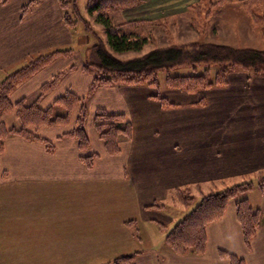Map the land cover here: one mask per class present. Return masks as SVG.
I'll return each instance as SVG.
<instances>
[{"label": "crops", "instance_id": "crops-1", "mask_svg": "<svg viewBox=\"0 0 264 264\" xmlns=\"http://www.w3.org/2000/svg\"><path fill=\"white\" fill-rule=\"evenodd\" d=\"M33 1L0 0V83L33 57L75 48L77 33L65 25L60 1L38 0L24 11ZM197 1L141 0L113 15H121L123 23L152 26L163 19L162 12ZM77 50L19 80L9 97L12 109L0 115L8 131L0 138V264H115L129 256L124 264H231L221 252L245 264H264V224L248 246L238 200L205 228L204 254L179 255L166 244V233L192 209L172 200L178 190L264 171V123L254 90L264 87V77L233 73L225 88L196 95L163 87L169 108L149 85L99 87L89 100L85 152L76 139L64 137L75 128L80 107L66 126L29 127L39 139L10 133L23 128L17 104L35 103L42 86L58 74L63 77L39 102L41 109L59 108L57 100L68 92L86 96L93 75L84 70ZM200 100L205 105L199 106ZM99 110L123 116L132 126L131 136L120 139L118 154H109L100 139ZM90 155L97 157L88 167L81 158ZM248 200L255 207L250 195Z\"/></svg>", "mask_w": 264, "mask_h": 264}, {"label": "trees", "instance_id": "trees-1", "mask_svg": "<svg viewBox=\"0 0 264 264\" xmlns=\"http://www.w3.org/2000/svg\"><path fill=\"white\" fill-rule=\"evenodd\" d=\"M239 1L200 0V3H202V6L215 9L221 3H240ZM36 3L37 1L31 2L24 8V11H28ZM140 3L141 0H87V12L90 15L98 13L97 22L103 26L107 42L105 47L96 48V51L93 50V52L95 51V61L90 65L85 64L88 69L97 70L86 96L81 98L74 93L68 92L57 100L56 107L59 108L54 106L46 110L41 109L38 106L39 102L55 89L63 77V74H58L53 77L51 82L42 86L40 98L35 103L27 105L26 101H21L17 104V114L23 123V128L18 131L12 130L10 133L20 134L31 140L39 139V137L28 130L29 127L33 126L38 129L43 126H66L70 123L74 110L80 107L75 128L65 133L64 137L68 136L76 139L79 142L80 150L85 152L90 147V139L86 129L89 100L99 87L112 84L121 86L149 85L158 93L156 100L161 103L163 108H169L173 105L161 96V85L158 76L162 72L166 75L165 81L169 90H181L189 94L214 88H225L228 85L229 75L236 71H243L250 77L264 76V50L236 49L224 45L196 43L191 48L170 46L154 49L146 55L131 61L124 62L119 60L116 55L142 52L149 44V39L143 37L144 35L141 33L119 32L125 27V24H131L114 25L109 12L111 9L123 10L137 6ZM198 5L193 7V10L203 9V7H198ZM243 5L250 10L251 16L256 18V9L264 7V0H245ZM61 6L63 7L62 3ZM65 19L70 24L69 19L67 17ZM67 54V51H52L33 57L26 66L15 71L1 83L0 115L8 113L12 109L9 97L19 80L27 79L47 66L55 58L62 55L69 56ZM179 67H189L195 71V74L171 75V71ZM199 67L204 68L203 72H197L196 69ZM56 109H60L63 113ZM95 120L97 131L107 152L112 155L118 154L120 152V139L131 136V124L126 122L123 116L109 115L103 110L97 112ZM7 135L8 131L1 123L0 138H5ZM96 157L97 155H90L83 156L81 159L86 166L91 167ZM250 191H252V187L247 184L243 185L241 189L233 188L220 194H211L204 197L196 208L191 210L172 230L166 233V244L174 253L179 255H184L188 252L196 255L204 254L207 245L205 228L224 216L230 201L236 200L241 194ZM179 192L184 193L186 190H179L176 193L177 196L182 194ZM185 200L191 201L189 199ZM185 200L182 202L185 203ZM155 208L161 209L159 206ZM236 211L245 243L249 246L261 226L260 218L263 212L259 209H253L247 199L237 201ZM159 225L166 229V225L161 223ZM221 257L229 259L231 264H245L243 260L225 252H221ZM132 258V256H129L117 259L115 264L130 262Z\"/></svg>", "mask_w": 264, "mask_h": 264}, {"label": "rangeland", "instance_id": "rangeland-1", "mask_svg": "<svg viewBox=\"0 0 264 264\" xmlns=\"http://www.w3.org/2000/svg\"><path fill=\"white\" fill-rule=\"evenodd\" d=\"M34 1H37V3L39 2L38 0ZM58 1H60V4L62 3L63 7H65L64 11L63 7L61 6L63 9V20L65 25L71 28L73 30V33H77V35L75 36V48L72 47V49L64 51L68 52L67 55L73 56V49L76 51L77 48H79L80 51H77L81 52L83 63L90 65L91 63H93V61H95V49H98L99 47H105L107 42L105 30L103 26L97 22L98 13L90 15L89 12H87V0ZM244 1L245 0H240V3L231 2V4L221 3L220 6L218 5L217 7H215V9L212 8L214 9L212 10L207 6H202V3H200V0H198L195 4L182 5L183 9H179L177 10V12H162L161 18L163 17V19L157 21L152 26L146 25V23L144 22L140 23L136 21H127L125 23H130L131 25L125 24V27H123V29L119 32L141 33L142 35H144L143 37L149 39V44L140 53L132 52L116 56L117 58H119V60L127 62L140 58L154 49L167 48L170 46L191 48V46H194L196 43L224 45L236 49L251 48L255 50H264V7H259L256 9L257 17L254 18L253 16H251L250 10L243 5ZM1 2L6 4L7 0H1ZM197 5L198 7L200 6V8L203 7V9L193 10V7ZM138 6L139 5L134 7ZM113 10L115 9L110 10L109 16L111 17L114 25L124 24L121 19L122 16L113 15L115 14ZM118 12L120 11L118 10ZM65 17L69 19L70 24L67 23ZM93 50L95 51L93 52ZM75 54L78 55V53ZM85 64L83 67L87 66ZM73 68H75V65L69 66L65 71H68V69L72 70ZM84 70L93 75V77L94 74L97 73V70L93 68L88 69L87 67H85ZM196 70L197 72L201 73L203 72L204 68L199 67ZM237 72L243 71H236L234 73ZM66 73L67 72H65V74ZM193 74H195V71H193L189 67H179L171 71V75L182 76ZM165 76L166 75L163 72L158 76L161 88L164 87V89L167 88ZM253 77L249 76V78ZM254 90L258 92V94H256V106L258 108L256 111L259 112L258 117L260 118V122L264 123V87L261 85L259 87H255ZM202 92L195 93V95ZM203 102L204 100H200L199 103L201 104L198 103V105L201 106ZM203 105H205V102L203 103ZM247 184L252 187V191L241 194L238 198H236V200H248V197L250 195V199L255 207H252V205L249 203L250 206L253 209H259L263 212L260 218L262 225L264 224V171L256 173L251 178L247 177L235 180L213 182L212 184L196 185L193 190H187L184 193L179 192L182 193L179 196H177L175 193V195H173L171 198L175 202V204L179 203L178 206L184 205L185 207H191V210H193L194 208H196L198 203L206 196H209L211 194H220L233 188L241 189L243 188V185ZM255 197L258 198L259 202H261L262 205H260L255 200ZM185 199H189L191 201L189 202ZM184 200L185 203H183Z\"/></svg>", "mask_w": 264, "mask_h": 264}]
</instances>
